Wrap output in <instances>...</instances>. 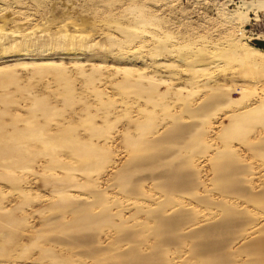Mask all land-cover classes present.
Returning <instances> with one entry per match:
<instances>
[{
    "label": "rangeland",
    "instance_id": "1",
    "mask_svg": "<svg viewBox=\"0 0 264 264\" xmlns=\"http://www.w3.org/2000/svg\"><path fill=\"white\" fill-rule=\"evenodd\" d=\"M249 1L241 27L240 0H0V264H264Z\"/></svg>",
    "mask_w": 264,
    "mask_h": 264
},
{
    "label": "bare ground",
    "instance_id": "2",
    "mask_svg": "<svg viewBox=\"0 0 264 264\" xmlns=\"http://www.w3.org/2000/svg\"><path fill=\"white\" fill-rule=\"evenodd\" d=\"M241 3H242V8H243V12L240 13V12H235L233 14H230L228 17H227V20L229 23H237L239 24V26L243 27V24H244V17L245 19H248L246 18L247 16H249L250 14L252 13H256L257 11H259L263 6L260 2L258 1H249V0H240ZM244 37V34L241 33V38ZM258 39V38H256ZM256 39H253L252 41L256 40ZM259 40H263V39H259ZM235 46V45H234ZM236 47V46H235ZM234 48L235 52L238 51L237 53L239 54V50L238 48ZM231 48V49H233ZM257 54H258V58L262 60V62H264V53H262L260 50V48L257 47L256 48H252ZM259 49V50H258ZM264 51V50H263ZM240 55V54H239ZM222 97V94L221 93H217V94H214L209 100L210 102L211 101H216L218 99H221ZM208 104L201 107V110H197V111H194L199 113L200 111H204V110H207L208 109ZM148 158L150 160V157H147V160L146 162L148 161ZM153 159V158H152ZM151 161V160H150ZM230 172V171H229ZM181 171H179V173L177 175H175V173L173 174V176L169 179V182L168 184L166 185L167 189L169 190H178L180 188H184L185 186V181L183 180L184 178L181 177ZM231 174V172L229 173ZM235 187V186H234ZM238 190V189H237ZM239 191V190H238ZM241 191V190H240ZM232 192V191H231ZM234 193V191H233ZM235 193H238V192H235ZM240 193V192H239ZM230 194V193H229ZM264 198V197H263ZM262 198V199H263ZM260 199V197H259ZM262 201V200H260ZM264 201V200H263ZM262 201V202H263ZM252 202V201H251ZM258 204V203H257ZM261 205V203H260ZM262 206V205H261ZM231 210V209H230ZM229 211V210H228ZM227 211V212H228ZM232 211V210H231ZM230 211V215L229 217H226L224 219H221L220 221L216 222L215 224H212L211 226H208L206 228V230L204 231V235L205 237H207L208 241L206 242H203L201 245L199 244L198 246L196 245L195 247V253L197 255L195 256H198L199 254H215V253H218L220 251H222L224 248H225V245L223 246V241L222 238L221 240L219 239L221 235H223V233L227 232L228 233V237H229V234H231L232 232L230 230H238L241 225L243 224L242 223V218L240 217V219H237L235 217V214L233 212ZM237 213V212H236ZM244 217V216H243ZM158 218V217H157ZM156 219V218H155ZM159 219V218H158ZM159 220H162V219H159ZM159 224V222H158ZM161 224V223H160ZM166 221L164 222L162 220V224L163 226H166ZM159 225V226H161ZM169 226V225H168ZM178 226V225H176ZM243 226V225H242ZM167 228V226H166ZM165 228V229H166ZM170 227H168L169 229ZM164 229V227H163ZM164 229V230H165ZM180 229V228H179ZM162 230V229H161ZM233 231V232H234ZM230 232V233H229ZM198 235V232L196 233ZM131 235V234H130ZM194 235V234H193ZM196 235V236H197ZM220 235V236H219ZM222 237V236H221ZM226 237H227V234H226ZM197 238V237H196ZM201 238V236H200ZM218 238V240H217ZM194 239H195V235H194ZM226 239V238H225ZM199 240V239H198ZM197 242V240H195ZM221 241V242H220ZM227 241V240H226ZM226 241H225V244H226ZM196 244V243H195ZM253 249V248H252ZM255 251H259L261 252L263 255H264V239L258 241L257 243H255ZM253 251V250H251ZM194 254V253H193ZM201 256V255H200ZM216 257V256H215ZM214 257V258H215ZM135 263V262H134Z\"/></svg>",
    "mask_w": 264,
    "mask_h": 264
},
{
    "label": "water",
    "instance_id": "3",
    "mask_svg": "<svg viewBox=\"0 0 264 264\" xmlns=\"http://www.w3.org/2000/svg\"><path fill=\"white\" fill-rule=\"evenodd\" d=\"M253 44H254L256 47H258V48L264 50V40L256 39V40L253 41Z\"/></svg>",
    "mask_w": 264,
    "mask_h": 264
}]
</instances>
